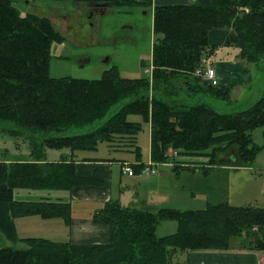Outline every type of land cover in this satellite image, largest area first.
<instances>
[{
    "label": "trees",
    "instance_id": "obj_1",
    "mask_svg": "<svg viewBox=\"0 0 264 264\" xmlns=\"http://www.w3.org/2000/svg\"><path fill=\"white\" fill-rule=\"evenodd\" d=\"M74 2L89 5L92 14L133 4L151 9L152 77L123 78L116 67L95 80L51 77V47L63 42L62 35L50 19L21 14L13 0H0V132L26 140L31 157L26 163L0 162V234L11 242L18 240L16 217L60 218L67 226L71 222L69 203L17 202L14 190H71L95 183L77 175L73 160L45 163L47 149L94 152L98 144L107 143L110 151L130 152L140 161L137 138L146 124L150 159L157 164L169 161L170 149L181 157L206 158L209 165L234 147L235 166L245 167L260 151L252 132L264 127V91L247 109L231 114L169 98L174 96L170 82L183 78L179 90L188 98L206 94L230 100V87L210 86L194 75L207 67L206 60L213 54L215 47L208 41L213 29H232L234 35L226 44L238 50L239 59L264 65V0H191L186 5L154 7L152 0ZM124 100L128 102L96 124ZM132 116L140 121L130 120ZM93 124L80 134H69L71 129ZM141 165H135L134 171ZM164 221L176 222L177 231L157 237L156 228ZM92 222L108 227V243L24 239L20 240L24 249L0 247V264H173L178 252L264 250V206L220 202L201 210L151 212L109 201Z\"/></svg>",
    "mask_w": 264,
    "mask_h": 264
},
{
    "label": "rangeland",
    "instance_id": "obj_2",
    "mask_svg": "<svg viewBox=\"0 0 264 264\" xmlns=\"http://www.w3.org/2000/svg\"><path fill=\"white\" fill-rule=\"evenodd\" d=\"M25 1L30 0H13L14 5H18L21 14H25L26 10H30V12L36 11L37 14L45 15L47 18L53 20L55 28L63 37L61 44L55 43L51 47L49 67L51 77L95 80L99 79L104 71L113 67L117 68L120 76L123 78L138 79L146 76L144 71L151 64L152 44L155 40L152 30L153 16L151 9L144 8L139 4H133L119 8L109 7L105 12L92 14L89 9L75 6L74 0H67L66 6L61 7L60 4H56V2H52L51 0H35L31 2V4H36L33 8L25 5ZM234 49L238 51L236 48ZM249 73L250 80L248 83H245L241 87L236 86L231 88L229 101H221L206 94H199L197 97L188 98L184 90H179L184 82L183 78L170 82V87L173 91L171 94L174 96H171L169 99H174L184 104L194 101L196 103H203L221 114L239 112L254 104L264 91V65L250 64ZM202 82L207 84L205 81ZM166 91L169 92V90ZM175 92L176 94H174ZM126 102L128 100L114 105L108 114L102 120L97 121L96 124L104 122ZM129 119L140 121V118L137 116L129 117ZM96 124L80 129H71L69 134H80L86 129L93 128ZM1 125L0 123V127ZM148 134V126L144 124L137 138L142 162H147L150 156V137ZM263 134L264 127L257 128L252 132L253 143L260 147V151L249 165L236 167L235 163V165H232L234 167L231 166L233 169L230 172L220 175L221 179L228 183H226L227 202L234 207L264 206ZM47 150L57 151L53 149ZM27 153H29V146L26 140L22 138L15 139L6 133L0 132V160H13V158L21 160L27 157L25 156ZM63 153L65 154V151L58 150L56 155L60 159V155ZM86 155L95 159L124 158L136 161L135 154L133 153L125 152L121 156L120 153L110 152L107 143L98 144L96 151H88ZM166 156L173 166L181 163L176 161L178 159L187 163L194 158L181 157L170 149L166 153ZM230 158L235 159L234 147H230L217 157L219 161L229 160ZM162 170L166 171L167 169L161 166L157 167L158 174ZM114 174L111 192L113 196L117 194V186H119V179L121 178L118 166L114 167ZM184 179V176L179 177V180ZM181 184L183 185L184 183L182 182ZM33 193L35 192H31L32 195H38ZM66 193L63 191L61 194L67 195ZM191 193L196 194L194 199L190 196L192 195ZM25 195H27L25 190L18 189L14 191V199L16 200H21ZM203 196L205 194H200L196 191L189 192L187 189L185 201L182 200V202H184V206L189 204L204 206L205 199H203ZM36 197L32 196L28 199L36 200ZM191 199L193 200L192 202ZM177 227V223L173 221L161 222L156 228V236L162 237L173 234L177 231ZM234 243L236 244V241ZM3 246L17 249L26 248L25 244L19 240L15 242L2 240L0 247ZM174 263L177 264L176 256L174 257Z\"/></svg>",
    "mask_w": 264,
    "mask_h": 264
},
{
    "label": "crops",
    "instance_id": "obj_3",
    "mask_svg": "<svg viewBox=\"0 0 264 264\" xmlns=\"http://www.w3.org/2000/svg\"><path fill=\"white\" fill-rule=\"evenodd\" d=\"M32 1L34 2L35 0L25 1L24 4L33 8L36 4H31ZM51 1L60 4V7L66 6L67 3V0ZM190 2L191 0H152L153 7L186 5ZM15 6L18 9V5L15 4ZM75 6L78 8H89V5L86 4L76 3ZM27 13H34L46 17L45 15L37 14L36 11L30 12V10H26L25 14ZM50 20L53 21L52 19ZM233 35L234 31L230 28L213 29L208 34L209 45L215 48L213 49L212 56L206 60V65L215 71L218 86H227L230 88L236 86L241 87L250 80L249 65L239 59L238 51L226 44L227 39ZM148 133L150 137L149 126ZM59 151H65V154L60 155V159L56 155L58 150L56 152L45 150L44 162L57 163L62 160H66V162L73 160L77 175L83 178L93 179L95 183L87 186L74 187L71 190L19 189L25 190L27 195L23 196L21 200L14 199L17 202L58 201L69 203L71 206V222L68 226L60 218L43 219L37 215L14 218L13 223L19 241L24 239H43L55 244H106L109 240L108 227L103 224L93 223L92 217L105 203L113 200H116L122 207L148 210L151 212H155L161 208L182 211L201 210L209 204L227 202L226 189L228 183L223 181L220 175L230 172L233 169L232 167H234L232 165L236 163L234 158H230L225 161H219L217 159L215 163L206 165L208 161L206 158L194 157L193 160H189L187 163L180 159L176 160L181 162L174 165L176 166V170L173 169V164L168 161L163 164L154 163L156 169L155 174L145 176L135 173L134 176H126L121 172V163L128 162L136 165H144L150 161V156L147 162H142L141 160L130 161L124 158H113L109 160L95 159L86 155L88 151H78L75 153H71L68 149ZM116 153H120L122 156L125 152ZM25 156L27 157L21 160L13 158V160L4 159L0 160V162L7 165L9 163L30 162V149L29 153ZM115 166L119 167L121 178L119 179V186H117V194L113 196L111 192L115 177ZM158 166L166 168L167 170L160 171L159 175L157 172ZM180 176H184L185 179L179 180ZM187 178L188 180H186ZM182 182L184 183L183 185L181 184ZM187 189L189 192L196 191L200 194H205L203 196V199H205L204 206H196L195 204L184 206L182 200L185 201L184 198ZM63 191L67 192V195H62L61 193ZM31 192H35L33 194L38 195H32ZM191 194L190 196L194 199L196 194ZM32 196H37L36 200L28 199ZM0 239V242L2 240L9 241L1 234ZM176 257L177 264H264V250L186 251L178 252Z\"/></svg>",
    "mask_w": 264,
    "mask_h": 264
},
{
    "label": "built area",
    "instance_id": "obj_4",
    "mask_svg": "<svg viewBox=\"0 0 264 264\" xmlns=\"http://www.w3.org/2000/svg\"><path fill=\"white\" fill-rule=\"evenodd\" d=\"M145 74L151 78L152 77V68L145 70ZM194 75L196 77L200 78L201 81L207 82V84L210 86H217L218 85L215 71L211 68L206 67V68L197 69L194 72ZM121 171H122V174L126 175V176H134L135 175L133 166L130 163H126V162L122 163L121 164ZM155 172L156 171L153 168V163L149 161L147 164H145L143 167L140 168L139 174L148 176V175L154 174Z\"/></svg>",
    "mask_w": 264,
    "mask_h": 264
}]
</instances>
